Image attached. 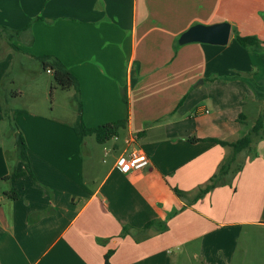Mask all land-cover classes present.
<instances>
[{
	"label": "crops",
	"instance_id": "1",
	"mask_svg": "<svg viewBox=\"0 0 264 264\" xmlns=\"http://www.w3.org/2000/svg\"><path fill=\"white\" fill-rule=\"evenodd\" d=\"M37 17L0 63V264H105L109 251L110 264H235L242 242L248 252L247 231L264 230V140L239 154L245 165L231 185L192 203L232 151L190 139L235 142L262 114L264 79L262 88L254 81L264 73V44L243 47L234 29L264 43V0H0V26L20 31ZM218 23L231 24L227 45L177 46L192 26ZM15 52L58 57L79 81L84 124L125 120L118 136L137 134L150 166L118 171L125 144L107 149L78 136V114L67 122L54 109L6 107L1 89ZM6 113L35 179L5 181L23 168L7 142ZM11 189L18 200L7 197ZM125 227L136 237L122 236Z\"/></svg>",
	"mask_w": 264,
	"mask_h": 264
},
{
	"label": "trees",
	"instance_id": "2",
	"mask_svg": "<svg viewBox=\"0 0 264 264\" xmlns=\"http://www.w3.org/2000/svg\"><path fill=\"white\" fill-rule=\"evenodd\" d=\"M43 20L41 17L35 18L25 29L20 31H13L5 26H0V39H6L10 46L14 50H18L14 42L20 37L23 33H31L32 24L35 21ZM234 35L240 45L246 48L252 47H261L264 43L257 36H241L236 29H234ZM34 38L32 37V41ZM178 46V44H177ZM41 62L42 67L45 71L51 72L55 84L53 89L60 88L62 90H71L75 91L74 100L78 103L77 110L78 116L75 125L73 126L76 134L82 138L86 137H95L96 141L99 144H105L111 139L118 136V132L125 128L126 121L120 120L117 122L97 126V127H87L83 121V105L81 99L80 84L78 79L69 71V69L64 65V63L56 56L52 55H43L37 57ZM123 99L127 103L126 94H123ZM6 113V117H7ZM10 123V128L12 132L16 133V157L18 161L22 162L23 168L19 171L14 170L10 175L5 177V181L17 180L21 177L30 175L33 179L35 176L32 172L29 157H28V146L23 134L19 131L18 127L14 123V118L12 116L7 117ZM247 117L245 115H240V122L245 121ZM264 139V115L257 119L255 125L246 133L243 137L238 139L235 142L222 141L220 139L207 138V139H190L192 142H211L222 147L231 148V154L226 157L222 163L219 165L216 173L209 179L208 183L198 189L196 194L192 195V203L198 202L203 199L209 192L212 190L225 186L231 185L235 176H237L244 168L245 161H240L239 154L246 152L251 155L254 151V145L256 141ZM256 156V153L253 157ZM177 195L183 199H187L190 194L175 189ZM7 197L11 200H18L19 195L14 190L11 189L6 194ZM157 224V221L150 222L145 225L142 230H147ZM159 223L158 225H160ZM161 232L168 229L167 224L162 223ZM132 235L136 237V231L130 227H125L122 232V236ZM137 239V238H136ZM113 254V251H109L105 255V264H110V258Z\"/></svg>",
	"mask_w": 264,
	"mask_h": 264
},
{
	"label": "rangeland",
	"instance_id": "3",
	"mask_svg": "<svg viewBox=\"0 0 264 264\" xmlns=\"http://www.w3.org/2000/svg\"><path fill=\"white\" fill-rule=\"evenodd\" d=\"M6 44L9 45L6 39H0V63H8L6 60L8 56ZM12 55L14 64L10 68L9 74L7 75L1 89V92L4 94V101L7 104L6 107H32V110L42 107L43 109H50V112L54 109V112L50 114L55 118L65 120L67 122L74 121V115L78 114V103L74 100L73 91L62 90L60 88L53 89L54 85H56L53 75L47 73V71L43 69L41 62L35 57L28 56L27 54L20 52L12 53ZM263 79L264 73L262 71L261 75L255 78L254 88H262L260 83ZM16 92H19V95H17L18 97L15 96ZM47 92L48 95L46 94ZM247 108L249 110L248 115L250 118H252V116L253 118L256 117L255 113H252L255 112V106L251 107L249 105ZM262 115H264V109L262 114H260L257 119H259ZM9 116L13 117L11 113ZM256 121L253 123V126ZM244 130H246V128H244ZM11 132L12 130H9V140H7V142L11 148H16V139L13 137V133ZM114 144H118L120 148H122L125 144V138L123 141V139L118 136L106 142L104 145L105 148L109 149ZM97 148L103 153L104 147L97 145ZM89 149L90 144H88L84 149L85 157L88 155L87 153ZM247 234H249L251 241L250 244L247 245L248 252L245 253L243 249L244 244L242 242V245L240 244V246H238V252H242L243 254L238 255L234 263L264 264V230L252 228V230L247 231ZM182 264H203V262L200 260L186 261L185 259Z\"/></svg>",
	"mask_w": 264,
	"mask_h": 264
},
{
	"label": "water",
	"instance_id": "4",
	"mask_svg": "<svg viewBox=\"0 0 264 264\" xmlns=\"http://www.w3.org/2000/svg\"><path fill=\"white\" fill-rule=\"evenodd\" d=\"M231 36L230 23H218L214 25L197 24L189 28L178 39V45L184 46L193 43L225 46Z\"/></svg>",
	"mask_w": 264,
	"mask_h": 264
},
{
	"label": "built area",
	"instance_id": "5",
	"mask_svg": "<svg viewBox=\"0 0 264 264\" xmlns=\"http://www.w3.org/2000/svg\"><path fill=\"white\" fill-rule=\"evenodd\" d=\"M126 149L116 161V168L123 174L141 171L150 166L151 161L139 143L137 134L125 138Z\"/></svg>",
	"mask_w": 264,
	"mask_h": 264
}]
</instances>
